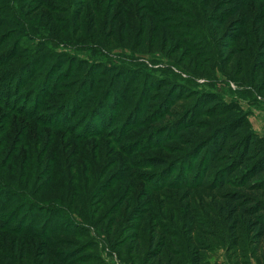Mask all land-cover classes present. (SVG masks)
Masks as SVG:
<instances>
[{
    "label": "rangeland",
    "instance_id": "1",
    "mask_svg": "<svg viewBox=\"0 0 264 264\" xmlns=\"http://www.w3.org/2000/svg\"><path fill=\"white\" fill-rule=\"evenodd\" d=\"M189 3L177 15L169 8L174 0L0 1L18 22L9 40L45 58L26 84L4 90L28 117L0 106V264H193L196 243L213 241L209 231L220 242L202 253L205 263L257 264L251 232H241L245 252L228 251L224 241L231 240L215 226L223 197L241 190L252 162L229 173L232 184L224 189L211 183L234 155L197 187L157 186L155 176L165 173L168 183L201 174L204 153L181 172L179 160L195 146L165 136L197 94L211 93L229 109L213 127L244 115L264 141V0ZM10 45L0 44V59ZM20 55L0 71L33 57ZM113 69L126 70L125 84L113 81ZM155 76L194 95L183 92L158 115L163 100L143 94ZM42 83L45 92L37 87ZM137 117L142 126L127 127ZM158 133L162 142L143 149ZM258 183L248 182L242 193L264 199L252 187Z\"/></svg>",
    "mask_w": 264,
    "mask_h": 264
},
{
    "label": "trees",
    "instance_id": "2",
    "mask_svg": "<svg viewBox=\"0 0 264 264\" xmlns=\"http://www.w3.org/2000/svg\"><path fill=\"white\" fill-rule=\"evenodd\" d=\"M0 1L1 3H4V0ZM174 1L176 2V5H172V7L169 8H173L171 11L177 15L183 14L184 10H182V8H185L188 4H190V0ZM9 11L10 9H4L3 7H0V29L2 30V34L0 35V44L5 41L11 42V45L7 50L8 55H5L0 59V65L6 64L7 61L13 57L16 60H19V58L22 56L20 53L24 51L33 55V57L28 61L27 59H24L23 63L19 64H14L11 62V64L9 63L6 69L0 71V83L4 84V87L2 88L3 91H0V106L2 105L4 108H9V110L19 114L22 113L28 117L27 113L19 111V108L15 105V101H13L11 96H9L4 90H10L12 93L27 80H31L36 71L35 67L40 66L41 63L45 61V58L38 55V53L33 54L29 50V47L20 49V39L9 40L10 33L13 30L11 27H18V22L16 19L14 17L8 16ZM214 21L217 24H220L219 20L214 19ZM171 22L172 23H170V25L175 28V26H177L176 23H174L175 21L171 20ZM231 35L234 34L231 33ZM175 37H177V35H175ZM179 40L184 46H188L189 51H193L191 45L190 47L189 43L187 45V39ZM194 57L199 62H201L200 59L203 57V55L197 52ZM207 70H209L207 71L208 73H212V69L207 68ZM125 71L126 70L124 69L112 70L113 81L116 84L119 85L126 83L122 82V80L126 79V75L128 76ZM127 72L130 73L132 78L135 75L131 71ZM37 87L42 92H45L47 89V85H45V83L39 84ZM147 92L155 94L151 95L152 97L150 98L158 95V98L163 100L162 105L159 107V111L157 113L158 115L162 114V112H168L174 103L178 101V98L183 97L185 94H192L190 90L184 89L182 85L168 81L166 78H160L156 76L151 78V80L146 83L145 90L143 92L144 99L149 97ZM183 92H185V94H183ZM197 96L198 99L194 107L186 110L184 112L186 114H184V116L176 124H174L176 130H171L167 127L165 136L167 137L168 141H176L177 139L181 145L186 147L195 146L192 152L185 153L186 155L184 154V156L179 160L178 166L181 168V172L184 170V168L188 170L190 167L194 166L193 161L204 153V156H206L205 161L199 169L201 174L197 175L196 179L192 180V182L188 179V177L185 176V178H182L179 175L178 178H174V181L168 183L163 182V180L168 177V173H165L162 178L160 175L155 176L157 178L156 181L160 183L157 186L166 184L168 187L177 189H191L197 187L199 186L201 180L205 178V175L208 174L210 169H216L218 164L222 163L225 158H229L227 156L234 155L231 166L227 169H222L220 171L221 174L215 178V182L211 183L212 189H224L228 186L231 187L232 184L230 179H226L229 173H235L238 168H241L247 162H252L251 168L247 169L246 173L243 175V179L240 180L243 181V183H236L238 185L237 189L241 190L228 193L223 197L225 206L221 207L219 214L216 217L217 220L215 221V226L223 231L222 236L229 237V240H231L224 241L228 251L242 246L243 252L246 251V246L243 245V235H241V232L244 230V228H246L254 235L255 239V241H252L253 245L255 246L252 255L255 257L257 264H264V199L260 198L255 200L252 197H248L242 193L244 192V188L246 187L247 183L252 180H259L260 182L256 185L254 184L252 186L253 189H256V192L261 191L264 193V141L250 130L249 122L244 115L241 118L234 119L230 123L224 121L213 127L214 120L221 118V116L226 114L229 109L225 106H222L219 102V99L211 93L197 94ZM31 111L33 113L34 108H31ZM138 115H140V110L138 111ZM204 117L206 120L202 121V118ZM135 119V123L128 124L127 127L133 129L138 126H142L143 123L141 122V118L137 117ZM47 124L50 123L47 122ZM203 132H208V135H204V137ZM165 136H163V134L160 136V133L157 135H151L146 141L147 143L144 144L143 149L152 146H158ZM182 137L187 138L181 139ZM231 142L235 143V145L233 147L230 146L227 148L228 144ZM133 147H136V145ZM206 162L210 168L206 166ZM154 164V166L159 167L167 165L160 160H155ZM174 166L175 165L170 166L168 170L175 169ZM209 233L214 237L213 241L211 243H196L194 250L191 253V256L193 257V264H210L204 262V255L202 253H209L211 246L215 244L218 245L220 242L218 241L220 237L218 232L209 231Z\"/></svg>",
    "mask_w": 264,
    "mask_h": 264
}]
</instances>
